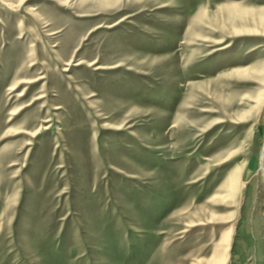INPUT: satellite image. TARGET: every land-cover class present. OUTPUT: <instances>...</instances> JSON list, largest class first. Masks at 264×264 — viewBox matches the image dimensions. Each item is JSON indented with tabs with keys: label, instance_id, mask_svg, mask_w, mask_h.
Here are the masks:
<instances>
[{
	"label": "rangeland",
	"instance_id": "1",
	"mask_svg": "<svg viewBox=\"0 0 264 264\" xmlns=\"http://www.w3.org/2000/svg\"><path fill=\"white\" fill-rule=\"evenodd\" d=\"M263 148L264 0L0 3V264H264Z\"/></svg>",
	"mask_w": 264,
	"mask_h": 264
},
{
	"label": "bare ground",
	"instance_id": "2",
	"mask_svg": "<svg viewBox=\"0 0 264 264\" xmlns=\"http://www.w3.org/2000/svg\"><path fill=\"white\" fill-rule=\"evenodd\" d=\"M262 161H263V164H264V148H263ZM227 179L228 180L225 181L224 185L221 187L222 188V192L226 196L231 195L232 191L237 189V185L239 183L240 178H239V175L234 173V174L228 176ZM222 192H221V194H223ZM202 212L206 213V210L202 209ZM205 215L209 219L223 218V217H219L215 213H211V212L208 213V214H205ZM231 232H232V230H231ZM231 232L230 231L223 232L219 242L216 243V245L214 247V250H213V253H212L211 257L206 259V260H204L205 264H224L225 263L226 259H228L229 250H230L231 242H232Z\"/></svg>",
	"mask_w": 264,
	"mask_h": 264
},
{
	"label": "clouds",
	"instance_id": "3",
	"mask_svg": "<svg viewBox=\"0 0 264 264\" xmlns=\"http://www.w3.org/2000/svg\"><path fill=\"white\" fill-rule=\"evenodd\" d=\"M24 2V0H19V3H23ZM0 3H7V0H0ZM9 7H13V5H11V4H9L8 5Z\"/></svg>",
	"mask_w": 264,
	"mask_h": 264
}]
</instances>
